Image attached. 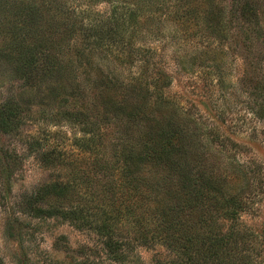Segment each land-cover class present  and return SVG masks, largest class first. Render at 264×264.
Listing matches in <instances>:
<instances>
[{
    "label": "rangeland",
    "instance_id": "obj_1",
    "mask_svg": "<svg viewBox=\"0 0 264 264\" xmlns=\"http://www.w3.org/2000/svg\"><path fill=\"white\" fill-rule=\"evenodd\" d=\"M122 1L51 0L56 17H61L54 20V28H62V18L67 22L69 14L77 26L57 32L46 47L49 54L38 56L42 70L24 80L16 76L10 59L0 62V106L18 97L23 104L19 127L8 134L0 131V264H231L233 253H199L211 243L212 226L181 225L160 236L151 234L154 238L150 235L144 242L122 205L127 193L109 186L110 178L94 164L100 143L109 146L121 132L137 141L143 132L138 124L127 122L126 112L118 114L114 108L126 91L123 86L141 87L150 90L151 117L164 114L191 127L192 144L214 162L220 179L229 178L232 186L247 190L244 179L232 175L233 166L256 159L263 168V183L260 30L252 31L239 18L238 0H214L215 21L225 32L223 39L212 38L211 46L205 37L210 31L203 24L206 14L196 0L181 2L176 14L171 8L175 0H127L130 8L141 9L134 22ZM251 1L264 29V0ZM188 2L201 18L192 24L187 23L193 16L186 14ZM5 3L13 11L40 5L35 0ZM48 24L47 18L38 19L40 34ZM99 29L110 32L106 47L88 45L86 39H95L93 32ZM5 35L0 33V46ZM130 40L134 42L128 47ZM215 64L224 69L223 82L212 75ZM155 92H162L167 106L153 105ZM133 100L140 102L131 98L129 106ZM101 120L112 122L104 129ZM89 121L95 125L87 126ZM86 128L93 132L86 134ZM84 137L92 139L93 151L82 147ZM250 192L255 194L252 209L241 221L259 230L264 224V185ZM30 203L42 216L22 212L20 204ZM187 237L191 241L184 249ZM174 247H183V252Z\"/></svg>",
    "mask_w": 264,
    "mask_h": 264
},
{
    "label": "trees",
    "instance_id": "obj_2",
    "mask_svg": "<svg viewBox=\"0 0 264 264\" xmlns=\"http://www.w3.org/2000/svg\"><path fill=\"white\" fill-rule=\"evenodd\" d=\"M35 1L41 6L33 3L27 9L13 11L8 9L5 0H0V33L6 34L4 37L8 39L0 46V62L2 59H10V64L16 70L14 71L16 76L24 80H29L35 72L42 70L38 66V56L44 57L49 54V49L46 47L53 41L57 32L64 33L71 26H77L70 22L73 17L69 14L68 24L65 22L64 16L62 18L64 20L63 27L55 29L54 20L61 17H56L52 10L53 6H50L51 0ZM183 1L175 0V4L171 7L174 14L181 11V2ZM122 2L124 6L128 4L127 0ZM196 2L206 14L203 24L208 25L210 31L209 35L205 37L209 40V45L212 46L215 43L212 38L223 39L225 32L221 23L215 21L214 0H203L204 3L201 4L197 0ZM187 6L186 14L193 15L187 23H191V20L195 22L201 20L190 2L187 3ZM127 8L131 21H137L139 16L137 10L141 9L136 6L135 9L130 6ZM73 11L74 9L72 13ZM157 11L160 14L162 8ZM236 13L245 25L252 28V31L253 28L259 29L260 32H256V36L258 40L264 41L262 20L254 2L238 0ZM188 17L189 15H186V18ZM39 18H47L50 23L44 28L42 34H40V26L38 28ZM99 30L93 32L96 36L95 39H86L88 45L94 43L106 47L110 32L109 30ZM81 31L83 30L81 29ZM199 34L202 37L201 32ZM246 35L247 39H251L249 38L250 34ZM133 42L130 40L128 47H131ZM3 66L0 63V70H3ZM212 68L214 78L218 82H223L224 69L219 64L213 65ZM115 85L117 83H114ZM124 87L126 91L121 94L114 108L118 114L126 112L127 122L138 124L137 126L143 132L139 134L137 141L129 139L127 134L124 135L121 132L116 135L115 140L111 141L109 146L100 143L101 152L98 153L99 157L96 158L98 162L94 164V167L102 172L105 179L110 178L109 186L127 193V198L121 202L122 205L125 204L124 209L131 216L130 220L138 227L136 234L142 236L143 241L147 242L151 234L157 232L160 236L164 230L171 228L174 231L181 228V225L212 226L211 243L201 249L199 253H213L212 251L214 253H233L231 264H264V255L262 254L264 253V224L257 230L241 221L242 214L252 209L250 201L255 198V194L248 193L249 188L256 191L257 188L264 185V182L262 183L260 180L263 174L260 163L253 159V161L233 166L232 175L242 177L245 181V188L248 187V189L239 188L238 184L232 186L231 179L227 177H225L226 180L220 179L214 162L207 159L203 155L204 153L200 154L201 149L195 145V142L192 144L195 133L192 132L191 127L180 126L175 123L174 118H169L164 114H161L159 118H152L151 114L147 112V109L152 106L150 90L141 87ZM161 93L155 92L157 98L153 100V105L159 107L168 105L162 100ZM131 98L139 99L140 102L137 104L133 100V105L129 106ZM21 102V98L18 97L0 106L1 132L8 134L19 127L23 116ZM110 120H112L111 117ZM157 120L158 122L154 124ZM101 122L105 129L112 121L107 124H105V120H101ZM88 125H95V122L89 121ZM92 129L86 128L84 131L89 134L93 132ZM91 140L86 137L82 139V147L87 151H93L92 147L95 146L91 145ZM202 148H205L204 144ZM92 153L96 155L97 151ZM20 208L24 213L42 216L32 203L24 204L22 207L20 204ZM151 236L153 239L154 236ZM190 241L188 237L185 239L184 249ZM106 244L109 249H112L113 240H109ZM167 245L173 246L172 243ZM120 246H123V242L120 243ZM183 247L174 248L178 253H182ZM181 262V264H185L183 261Z\"/></svg>",
    "mask_w": 264,
    "mask_h": 264
}]
</instances>
